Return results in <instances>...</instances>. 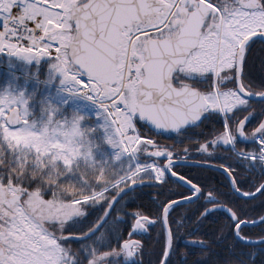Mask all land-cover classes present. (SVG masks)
Wrapping results in <instances>:
<instances>
[{"label": "snow or ice", "instance_id": "snow-or-ice-1", "mask_svg": "<svg viewBox=\"0 0 264 264\" xmlns=\"http://www.w3.org/2000/svg\"><path fill=\"white\" fill-rule=\"evenodd\" d=\"M0 264H264V0H0Z\"/></svg>", "mask_w": 264, "mask_h": 264}]
</instances>
